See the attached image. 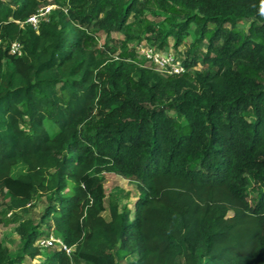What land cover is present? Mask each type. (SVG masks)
<instances>
[{"label":"trees","instance_id":"obj_1","mask_svg":"<svg viewBox=\"0 0 264 264\" xmlns=\"http://www.w3.org/2000/svg\"><path fill=\"white\" fill-rule=\"evenodd\" d=\"M72 1L36 29L18 20L51 0H0V65H12L0 76V197L11 208L49 197L39 222L17 226L22 253L11 256L0 238V264L41 254L43 222L74 250L55 248L40 264H116L131 245L128 264H264V0H155L185 7L164 41L173 35L178 46L193 23L200 38L212 31L214 53L194 76L86 44L84 24L126 30L140 0ZM14 40L22 54L10 52ZM106 170L137 179L134 218L107 202Z\"/></svg>","mask_w":264,"mask_h":264},{"label":"rangeland","instance_id":"obj_2","mask_svg":"<svg viewBox=\"0 0 264 264\" xmlns=\"http://www.w3.org/2000/svg\"><path fill=\"white\" fill-rule=\"evenodd\" d=\"M54 7H63L67 10L70 7H74L76 4L72 0H51L50 3ZM45 5V4H42ZM41 5V6H42ZM139 6L141 11L137 13H132L129 17V28L124 30H114L108 33L103 28H100L94 23L84 24V26L89 30L88 39L86 44L92 48H95L100 54L107 56L117 55L119 58L127 57L129 60H138L145 65L150 66V62H147L143 57V51L146 47L157 48L161 51H173L185 60H194V64L188 68L186 73L189 76H194L196 71H205L207 69V63L204 57L207 53L213 54L214 51L209 52L208 50V40L212 31L206 32L203 38H200L199 34L196 32V24L193 23L191 28L186 31L182 42L176 46L175 37L169 35L164 41L162 35L167 29L170 18L180 20L183 17L184 6L180 2H175V8L168 10L161 8L157 5L155 0H140ZM78 11L80 7H77ZM251 17L239 18L240 26L244 27L246 31L249 29L251 22ZM226 29L232 26V22H227ZM213 26V25H211ZM211 27L210 30H213ZM221 36L217 42L222 43L224 39ZM0 46L5 48L1 45ZM2 64L0 65V76L2 72L12 69V65L7 57L1 59ZM240 71L255 74L259 77L263 75L257 71H253L244 65L239 66ZM170 99L157 100L156 104L168 103ZM169 113L177 117V112L174 107H169ZM178 122L182 124V121L177 117ZM47 125L52 128L54 123L51 121L47 122ZM105 176V189L108 194V201H115L119 208L123 210L127 208L128 215L130 218H134L135 212V201L140 193L138 187V181L134 177L125 176L116 171L106 170L103 172ZM258 194V188L254 179L251 178L249 185V198L253 201L254 196ZM49 203V197L47 195L36 196L32 199L31 203L28 204L26 208H11L9 206V196L3 198L0 197V215L3 216L4 222L0 224V238L8 247L9 253L13 257H17L22 253V241L20 234L17 231V226L21 220L27 218H33L36 222L41 220V215ZM105 215L110 216L109 211L106 210ZM43 227L46 229V234L40 236L37 240V244H42L43 237H48L51 234L56 237H60L57 231L51 227L49 228L48 222H43ZM59 242L43 246L41 248V254L30 257L29 255H24L22 264H40L45 260V258L52 252L53 249L59 248ZM134 245H131V251L124 255V257L119 258L116 264H128V262L138 256L136 249H133ZM123 253L127 252L123 249ZM81 264H87L85 261H81Z\"/></svg>","mask_w":264,"mask_h":264},{"label":"built area","instance_id":"obj_3","mask_svg":"<svg viewBox=\"0 0 264 264\" xmlns=\"http://www.w3.org/2000/svg\"><path fill=\"white\" fill-rule=\"evenodd\" d=\"M53 4H45L37 8L36 12L29 15L25 20H18L21 26L26 23H30L34 28L38 29L42 20H49L53 11ZM10 52L14 54L23 53V44L20 40H14L10 43ZM143 57L147 62H150L156 71L163 75H175L182 74L188 70L184 59L173 51H161L157 48L146 47L143 51ZM115 58H119L114 55ZM42 244H38L40 247L48 246L55 241L59 242L60 248H64L69 254L74 250V246L67 245L61 237H56L51 234L48 237L40 239Z\"/></svg>","mask_w":264,"mask_h":264}]
</instances>
